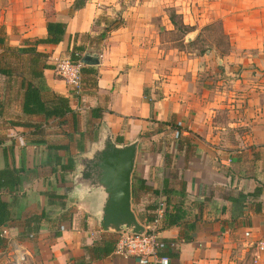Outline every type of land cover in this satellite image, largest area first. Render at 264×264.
Instances as JSON below:
<instances>
[{"label": "crops", "instance_id": "1", "mask_svg": "<svg viewBox=\"0 0 264 264\" xmlns=\"http://www.w3.org/2000/svg\"><path fill=\"white\" fill-rule=\"evenodd\" d=\"M74 1L0 8V37L12 48L45 38L49 21L65 23L59 44L35 46L45 55L35 67L41 78L30 63L20 75L42 101L64 97L72 111L61 119L23 113V90L11 80L25 120L0 125V202L9 217L0 263L139 264L114 252L126 231L100 228L103 191L86 193L79 179L81 159L108 135L116 145L136 142L130 203L143 228L161 200L184 212L179 225L159 229L170 264H264V0L212 1L200 19L177 10L187 43L199 36L196 22H219L226 51L213 43L200 53L167 43L169 0H84L71 11ZM73 46L85 49L80 61H96L82 63L97 74L81 70L79 93L55 72Z\"/></svg>", "mask_w": 264, "mask_h": 264}, {"label": "water", "instance_id": "2", "mask_svg": "<svg viewBox=\"0 0 264 264\" xmlns=\"http://www.w3.org/2000/svg\"><path fill=\"white\" fill-rule=\"evenodd\" d=\"M95 55L86 54L83 64L96 63ZM94 58V59H93ZM136 142L116 145L110 136L94 149L90 157L81 159L79 179L86 193L93 189L103 191L99 226L102 230L131 232L141 235L143 226L131 210V173L134 167Z\"/></svg>", "mask_w": 264, "mask_h": 264}, {"label": "trees", "instance_id": "3", "mask_svg": "<svg viewBox=\"0 0 264 264\" xmlns=\"http://www.w3.org/2000/svg\"><path fill=\"white\" fill-rule=\"evenodd\" d=\"M84 5V0H75L73 2L71 11L78 10L82 8ZM169 20L172 25L176 28H182L188 32L189 27L184 26L181 23V20L177 19V15L175 12L169 14ZM105 31H108L106 29ZM65 33V23L63 22H52L49 21L46 23V37L41 39H35L32 43H25L24 46L19 48H12L8 46L5 42L4 37H0V46L4 50H7L12 56L19 58L22 55L30 56L29 63L33 68L30 69V75L32 78H41V73L35 69V67L39 63L40 57H45V55L38 53L35 49V46L38 44H49V45H57L63 40V36ZM32 44V45H30ZM85 52L84 47L82 46H73L72 50L69 53V59L71 61H78L80 53ZM42 68H48V65L45 63L42 64ZM85 71L86 69H81ZM87 73L96 75V71L88 68L86 70ZM16 75L15 71L12 67L8 65H3L0 62V76L7 78L8 82L13 79V76ZM19 89L23 90V113L25 114H43L46 118L55 117L58 119L63 118L66 114L72 113L70 107L68 106L67 99L64 97L56 96L54 100H50L44 102L41 100L39 89L32 83V80H27L23 75L18 76ZM1 107V105H0ZM64 121H61L62 125ZM67 137H70L67 131H64ZM117 141L121 142V138H117ZM57 150L63 146L59 145H49V148ZM4 172L0 171V178L3 177ZM165 207L164 213L161 220L160 228L179 225L182 217L184 216V212L182 209L178 207L169 208L167 202L164 200ZM7 205L5 203L0 202V227L3 226L6 220L9 218L8 213L6 211ZM155 209V207H154ZM153 214L148 217V220L152 219ZM31 231L27 234L29 236ZM4 239L0 237V245L3 244ZM166 255V254H165ZM168 256V255H167Z\"/></svg>", "mask_w": 264, "mask_h": 264}, {"label": "rangeland", "instance_id": "4", "mask_svg": "<svg viewBox=\"0 0 264 264\" xmlns=\"http://www.w3.org/2000/svg\"><path fill=\"white\" fill-rule=\"evenodd\" d=\"M7 0H0V8L5 5ZM212 1L217 3L218 0H169L166 2L165 14L169 16L172 12H177L179 9H186L185 13L191 17H196L200 19L206 14L207 4H210ZM176 2L174 5L173 3ZM207 3V4H206ZM179 15V14H178ZM177 15V19L180 20V17ZM199 29V36L194 39L193 42L187 43L186 39V30L182 28H175L170 32L166 33V41L172 46H177L182 48L183 52H188L189 50L196 49L198 53L201 50H204L207 46L211 47L213 43L219 45L221 51H226L227 49V39L221 32L219 22L214 23L213 26H199V23L196 22L195 26ZM190 29V28H188ZM167 44V45H168ZM168 47V46H167ZM0 62L3 65H8L12 67L15 71L13 78L18 77L21 73L28 76V63L29 58L26 56H20L16 58L12 56L7 50L0 49ZM19 74V75H18ZM12 81L8 82L7 78L0 76V105L3 106V117H0V125L10 121L12 119H17L19 99L18 94L15 92L14 85ZM17 120H25L23 118H18ZM9 261V259H7ZM0 264H11V262H5Z\"/></svg>", "mask_w": 264, "mask_h": 264}, {"label": "built area", "instance_id": "5", "mask_svg": "<svg viewBox=\"0 0 264 264\" xmlns=\"http://www.w3.org/2000/svg\"><path fill=\"white\" fill-rule=\"evenodd\" d=\"M82 65L80 60L73 62L69 57L55 64V72L75 93L81 90ZM178 134L176 130L175 137ZM164 207L163 200L157 203L152 219L147 221L143 234L120 233L115 241L114 252L123 257H133L139 264H170L169 257L164 254L167 244L159 237ZM257 246L260 250H264L263 242H259ZM21 260L22 257L17 259L15 264H21Z\"/></svg>", "mask_w": 264, "mask_h": 264}]
</instances>
